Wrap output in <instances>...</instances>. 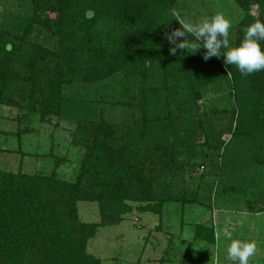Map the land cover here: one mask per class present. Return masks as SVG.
<instances>
[{
	"label": "trees",
	"instance_id": "obj_1",
	"mask_svg": "<svg viewBox=\"0 0 264 264\" xmlns=\"http://www.w3.org/2000/svg\"><path fill=\"white\" fill-rule=\"evenodd\" d=\"M180 1L0 0V106L22 105L19 125L33 115L75 122L71 142L84 149L73 183L0 171V264H100L85 248L104 223L80 222L78 201L99 203L105 223L130 213L129 201L158 215L167 201L204 206L198 189L167 195L174 171L234 175L241 167L229 165L233 145L264 140V71L241 75L223 56L205 61L202 47L170 54L167 35L181 25L169 10L179 12ZM233 1L246 13L256 6L264 21V0ZM245 29H235L230 46ZM110 80L119 99L105 90ZM207 92L232 103L226 119L197 116ZM118 105L123 114L111 117L106 108ZM194 235L214 242L202 225Z\"/></svg>",
	"mask_w": 264,
	"mask_h": 264
},
{
	"label": "rangeland",
	"instance_id": "obj_2",
	"mask_svg": "<svg viewBox=\"0 0 264 264\" xmlns=\"http://www.w3.org/2000/svg\"><path fill=\"white\" fill-rule=\"evenodd\" d=\"M179 5L180 18L193 24L222 13L232 22L229 41L233 39L235 29L242 24L245 27L252 24L258 15L256 6H251L246 13L233 0H181ZM117 89L112 80L105 85L107 93H116L115 99H119ZM231 104L219 94L207 92L197 102V116L205 113L206 117L213 118V112L218 111L217 116L226 119ZM123 108L118 105L113 110L106 108V112L111 117L118 116L123 114ZM23 115L27 113L22 105L0 106V171L53 175L62 182L73 183L84 154L81 145L71 142L75 122L56 117L42 122L33 115L19 125ZM20 129H27V132L18 137L16 131ZM228 138V135L224 137ZM202 144V138L195 141V147ZM233 146L229 165L236 163L241 167L234 175H219L213 180L206 172L207 167L198 166L191 171L183 165L174 171L173 180L166 182V193L170 197L198 189L204 206L167 201L158 215L137 210L145 202L129 201L134 208L130 213L122 215L117 222L105 223L99 203L78 201L76 209L80 222L104 223L95 236L87 240L86 252L99 259L100 264H231L227 259L230 241L225 239L226 232H231L233 239L241 240H249L252 233L257 236L258 231L260 236L264 235V164L255 160L257 156L264 158V140L245 139ZM214 158L213 162L217 164ZM56 159L61 161L59 166ZM191 161L199 164L197 159ZM197 225L212 229L214 242L218 240V244L196 238L194 230ZM260 251L258 248L256 257Z\"/></svg>",
	"mask_w": 264,
	"mask_h": 264
},
{
	"label": "clouds",
	"instance_id": "obj_3",
	"mask_svg": "<svg viewBox=\"0 0 264 264\" xmlns=\"http://www.w3.org/2000/svg\"><path fill=\"white\" fill-rule=\"evenodd\" d=\"M169 14L181 25L180 29H175L167 35L169 43L174 45L169 50L170 54H175L178 49H191L194 53L202 47L206 50L203 55L205 61L210 57L223 56L225 65H235L241 75L264 71V50L261 48V42H264V21L257 19L248 25L239 46L232 47L228 39L232 22L222 13L204 18L198 24L184 22L175 8L170 9ZM189 35L194 39L190 40ZM181 38L178 43L177 40ZM222 49L225 51L222 52ZM225 239L230 241L227 246V259L231 264H249L250 258L257 251L256 242L233 239L231 232L225 233Z\"/></svg>",
	"mask_w": 264,
	"mask_h": 264
},
{
	"label": "crops",
	"instance_id": "obj_4",
	"mask_svg": "<svg viewBox=\"0 0 264 264\" xmlns=\"http://www.w3.org/2000/svg\"><path fill=\"white\" fill-rule=\"evenodd\" d=\"M259 233H261V232L258 231L257 236L252 233V234H250V239L249 240H244V241H251V240L255 241L256 242L257 249L259 248L261 250L259 252V254H258V257H256L255 255L253 256V258H256L255 261L252 262V259L253 258L252 257L250 258L249 264H264V235L260 236ZM214 243H217L218 244V240H216ZM225 250H226V248H225Z\"/></svg>",
	"mask_w": 264,
	"mask_h": 264
}]
</instances>
